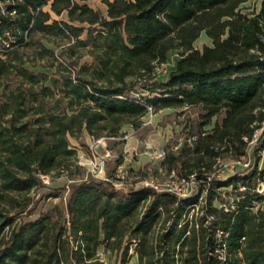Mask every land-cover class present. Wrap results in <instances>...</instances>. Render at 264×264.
Listing matches in <instances>:
<instances>
[{
	"label": "trees",
	"instance_id": "1",
	"mask_svg": "<svg viewBox=\"0 0 264 264\" xmlns=\"http://www.w3.org/2000/svg\"><path fill=\"white\" fill-rule=\"evenodd\" d=\"M86 1L0 0V195L46 189L38 205L69 189L34 220L13 226L0 210V233L11 228L0 264H105L100 249L127 264L131 248L139 264H264V137L244 172L208 180L217 160L247 158L264 122V0H105V17ZM202 34L212 45L199 49ZM75 47L84 55L72 60ZM31 55L52 72L31 70ZM166 109L196 114V130L161 160L168 175L196 174V194L122 190L81 173L71 139H116Z\"/></svg>",
	"mask_w": 264,
	"mask_h": 264
},
{
	"label": "rangeland",
	"instance_id": "2",
	"mask_svg": "<svg viewBox=\"0 0 264 264\" xmlns=\"http://www.w3.org/2000/svg\"><path fill=\"white\" fill-rule=\"evenodd\" d=\"M105 0H88L86 2H79L81 5H88L94 9L96 13L102 16H106ZM244 6L255 7L259 9L260 0H251ZM59 20L68 22V18L65 15L58 17ZM76 26H80L78 23H73ZM57 45L66 46V41H57ZM204 45H212V41L202 34L196 41L195 47L202 49ZM17 49V48H14ZM10 53L13 50L9 51ZM20 52H22L20 50ZM28 53V52H27ZM13 54V53H12ZM84 55V51L79 47H75L72 52V60H76L79 56ZM2 59H8V54H3ZM27 60V59H26ZM32 63L36 64L35 67L28 66L31 70L36 72H52L48 68L52 64L51 60H39L34 61L32 55L30 59ZM89 61L88 57H84L82 62ZM63 60L58 59V63H62ZM174 66V60H171L168 64H165L159 69V79H165L168 70ZM62 68V67H60ZM16 75V74H12ZM196 114L193 111L185 109L173 110L166 109L157 113H149L145 119L144 124L138 131L133 130L129 126L123 128L125 133L122 137L112 139L108 138L107 147L99 145L98 147H92L93 140H89L88 136L84 134L79 141L71 139L73 145L78 148V165L82 167L81 173L85 176H90L91 162L93 160V154L97 156H105L107 160L108 173L118 165L123 164L127 171L128 183H131L133 187H140L142 182L146 180H154L160 184H174L178 185L177 177L175 173L174 177H169L168 173L162 168L161 160L157 157V153L163 149L166 153L169 149L177 151L180 149L186 141V132L195 131L194 120ZM192 124V125H191ZM191 145L192 141H188ZM245 159V158H244ZM225 162H231L233 160H222ZM243 160V159H242ZM243 169L242 166H238ZM231 171H227L224 176L235 173V166H230ZM68 181L65 177H60L56 181L50 183L47 186H64L66 187ZM47 190H41L39 192H30L28 195H16L4 193L0 195V210L6 217L14 218L13 226L23 221L34 220L40 215L52 212V209L56 206H62V202L67 198L69 189L63 191V197L59 199H44L38 205L37 203L39 195L43 194ZM27 199H30V203L27 204ZM231 202V201H230ZM264 206V204H263ZM23 211V212H22ZM196 211V210H195ZM22 212V213H20ZM192 213V211H191ZM190 213V214H191ZM195 213V212H194ZM0 220V224H1ZM11 228L6 227L0 233V244L7 240ZM158 225L153 226L147 234L148 239L154 237L158 233ZM160 231V230H159ZM100 257L105 264H122V253H108L100 249ZM131 256L130 261L127 264H139L137 256L131 248L129 252Z\"/></svg>",
	"mask_w": 264,
	"mask_h": 264
},
{
	"label": "built area",
	"instance_id": "3",
	"mask_svg": "<svg viewBox=\"0 0 264 264\" xmlns=\"http://www.w3.org/2000/svg\"><path fill=\"white\" fill-rule=\"evenodd\" d=\"M1 53V51H0ZM264 134V122L261 123L260 127L255 131L253 135V140L250 145H255L261 139ZM114 139V138H112ZM109 139L108 138H100L93 142L92 147H98L99 145L103 147H107ZM166 155V152L161 149L157 153V157L160 160H163ZM251 164V159L245 158L243 160H233L231 162H225L221 160H217L216 165L214 166V171L208 177V180L214 178H222L227 171H231L230 166H242L244 169L249 168ZM107 160L105 156H97L93 154V160L91 162V169H90V176L95 179L111 182L114 186L118 189L127 190L131 187V183H128L127 178V171L125 170L123 164H118L111 173H108V166ZM175 172H172L169 177H174ZM42 180L46 185L50 184V180L47 176H42ZM178 185L174 184H160L155 182L154 180H146L142 182L141 186L143 187H150L158 192L167 191L176 194L180 198H187L196 194L199 189V179L196 174H191L188 177H177ZM256 191L264 196V178L259 181L257 185Z\"/></svg>",
	"mask_w": 264,
	"mask_h": 264
},
{
	"label": "crops",
	"instance_id": "4",
	"mask_svg": "<svg viewBox=\"0 0 264 264\" xmlns=\"http://www.w3.org/2000/svg\"><path fill=\"white\" fill-rule=\"evenodd\" d=\"M264 137V134L261 138ZM89 140H91V138L88 137ZM254 148V145H249V148H248V154H247V158L251 157L252 155V150ZM261 161L259 163V168L260 169H264V151L261 153ZM245 170H243L241 167H236L234 172H244ZM231 175V174H230ZM263 209H264V206H263Z\"/></svg>",
	"mask_w": 264,
	"mask_h": 264
}]
</instances>
